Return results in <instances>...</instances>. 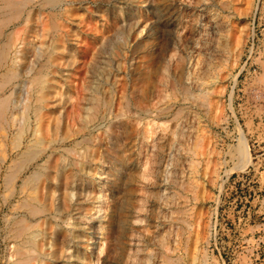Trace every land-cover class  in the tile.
I'll return each mask as SVG.
<instances>
[{"label":"rangeland","instance_id":"rangeland-1","mask_svg":"<svg viewBox=\"0 0 264 264\" xmlns=\"http://www.w3.org/2000/svg\"><path fill=\"white\" fill-rule=\"evenodd\" d=\"M1 51L0 264H264V0H0Z\"/></svg>","mask_w":264,"mask_h":264},{"label":"bare ground","instance_id":"bare-ground-1","mask_svg":"<svg viewBox=\"0 0 264 264\" xmlns=\"http://www.w3.org/2000/svg\"><path fill=\"white\" fill-rule=\"evenodd\" d=\"M24 1H27V0H24ZM22 4V3H20ZM7 7L8 8H12V7H15L16 8V13L19 11L20 7H22V5H15L14 3L12 2H8L7 3ZM40 48L39 47H36L35 48V51L36 52H39ZM6 53L5 51H1L0 53V56L5 57ZM47 82L48 80L47 79H44L42 78L39 82H38V85H39V97H38V101L39 102H42L44 101L46 98L44 96V91H46V89L48 88L47 86ZM24 90V89H23ZM47 97H48V94H47ZM6 113H7V105H6V102L3 100V101H0V119L1 120H5L6 118ZM19 114V112H18ZM36 126H39L40 125V116L37 114L36 115ZM60 118L61 117H58L56 119H54L55 123H59L60 122ZM13 120V119H12ZM26 119H24V114L21 113V117H20V122L22 125H24ZM23 129L22 127L20 128V130ZM64 141L65 139H63L61 142L64 144ZM18 144H19V141H17ZM43 142H41V144L39 143V145H37V148L35 146H29L26 148V150L20 155V158H19V166H18V169H23L25 168L31 161L35 160L38 156H39V153H41V151H44L46 150L45 148H42L43 147ZM70 145L72 146V142L70 143ZM40 148V149H39ZM46 155V154H45ZM53 159L51 156L48 157V160L43 164L44 166H42L41 168V171H33L28 177H26V179L24 180V183L26 181H29V182H32L34 181L36 183V181L40 180L41 178H43V180H48L49 179V175H48V172L50 170V160ZM54 160H55V157H54ZM35 187L37 185L34 184ZM36 189V188H35ZM35 235L34 234H30V237L27 241V244L29 245L30 243L33 244V241L35 242ZM26 241V240H25ZM33 247V246H32Z\"/></svg>","mask_w":264,"mask_h":264}]
</instances>
